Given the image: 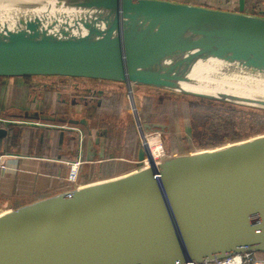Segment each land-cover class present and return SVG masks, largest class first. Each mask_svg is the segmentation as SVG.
I'll return each instance as SVG.
<instances>
[{"label":"water","instance_id":"water-1","mask_svg":"<svg viewBox=\"0 0 264 264\" xmlns=\"http://www.w3.org/2000/svg\"><path fill=\"white\" fill-rule=\"evenodd\" d=\"M0 18V79L38 80L67 106L94 107L102 91L89 92L112 83L130 101L162 91L264 112V98L185 88L216 73L264 77V7L250 14L181 0H0ZM23 118L75 129L73 140L83 127L84 160L97 162L100 134L85 118ZM150 148L142 142L128 174L0 209V264H202L264 254V134L158 159Z\"/></svg>","mask_w":264,"mask_h":264},{"label":"crops","instance_id":"crops-1","mask_svg":"<svg viewBox=\"0 0 264 264\" xmlns=\"http://www.w3.org/2000/svg\"><path fill=\"white\" fill-rule=\"evenodd\" d=\"M181 1L206 8L250 14H257L258 6L259 9L264 7V3L261 0H251L249 2L247 0H237L234 2L236 4L235 8L231 9L229 7L230 3H228L229 0H216L217 2H215L218 4L215 5H211L212 1L209 0ZM251 8L256 10L251 11ZM29 84L40 85L41 87L42 83L39 84L38 80L31 79ZM28 88L29 86H26L24 79H0V90L3 93L6 92L4 93L6 94L5 96H0V112L2 110H13V112H18L17 115H13L17 119L23 120L27 124H31V122L36 124L37 120L23 118L25 112L31 114L41 110L38 106L36 107L37 101L34 104L28 101V98H30ZM97 91H102V95L99 97L95 95L94 107H92V102L89 101L85 105L69 107V105L63 104L61 100L56 102L54 93L50 94L53 96L54 102L60 104L62 108V115L60 116L68 115L70 118L77 120L85 118L93 133L95 131L99 132V158L94 164H87L84 160L86 135L83 127L76 128L83 132L79 140L71 139V136L76 134V130L69 128L68 131L70 133L65 132L64 135L58 136L59 139L55 141L52 134L46 138V143L41 147L42 149H37L33 142H29L33 139L31 135L13 134V131L18 128H12L10 126L11 123L5 119L6 117L0 115V127L3 128L5 126L7 129V135L0 138V166L1 162H3V166L0 167V209H16L34 201L71 190L79 185L115 178L136 169L135 162L138 149L135 157L131 159L134 154L131 148L123 147V143L120 144V142L113 141L112 133H108L106 128L93 127L96 121L92 120V118H97L100 113L108 111L110 106L104 103L108 99H115V94L117 111L121 109L120 103L125 101L123 86L112 83L99 84L94 86L89 92L87 95L88 99L92 97V93ZM12 93L15 94L14 97L8 96V94L12 95ZM140 94L142 95V91L138 92L137 99L140 98ZM75 95L78 94L75 93ZM61 97L69 99V94L61 93ZM46 99L49 100V97H46ZM121 118L122 116L119 117V119ZM152 132L149 131L148 133L152 134ZM21 136L27 137V141L23 140ZM10 141L12 144L8 143ZM119 144L121 146H118ZM78 160L81 161V165L76 168L73 163ZM255 257L263 259L264 254L256 253Z\"/></svg>","mask_w":264,"mask_h":264},{"label":"rangeland","instance_id":"rangeland-1","mask_svg":"<svg viewBox=\"0 0 264 264\" xmlns=\"http://www.w3.org/2000/svg\"><path fill=\"white\" fill-rule=\"evenodd\" d=\"M209 1H212L211 5L218 4L216 0ZM235 1L237 0L228 1L230 9L235 8ZM249 1L251 0H247V2ZM261 1L264 3V0ZM24 81L26 86H29L30 98H28V101L33 104L37 101L39 105L37 103L36 107L41 108L42 111H39L43 115H51L54 118L62 115L60 104H56L53 96L50 95L53 93L52 91L48 89L42 91L40 85L29 84L31 79H24ZM79 83L83 85L86 82L81 81ZM159 92L142 93L139 99L136 98L131 101L124 98L125 101L120 103L121 109L119 111L115 106L117 100L115 94V99H108L104 103L110 106L108 111L100 113L97 118H92L96 121L93 127L106 128L108 133H112L113 141L123 143V147L131 148L134 153L131 159L135 157L136 150L140 148L143 142L140 135L142 132L156 139L166 155L213 149L227 143L238 142L264 134V112L226 104L194 101V99L180 97L171 92ZM4 93L0 90V96H5ZM8 96L14 97L15 94H8ZM74 96L69 93V98ZM46 97H49V100ZM134 106H136V111L138 109L141 112L140 118L134 111ZM17 113L13 110H2L0 115L6 117L5 119L11 123L12 128H18L13 131V134L31 135L33 139L29 142H33L37 149H42L41 147L46 143V138L52 134L55 141L59 139L58 136L64 135L65 132L70 133L68 131L69 127L57 122L37 121L36 124L32 122L27 124L13 116ZM120 116H122L121 119H119ZM144 123L159 124L166 128L164 132L153 129L152 134H148L143 128ZM61 128H65L66 131ZM21 138L23 140L27 139L25 136H21ZM8 143L12 144L11 141ZM120 144L118 146H121Z\"/></svg>","mask_w":264,"mask_h":264},{"label":"bare ground","instance_id":"bare-ground-1","mask_svg":"<svg viewBox=\"0 0 264 264\" xmlns=\"http://www.w3.org/2000/svg\"><path fill=\"white\" fill-rule=\"evenodd\" d=\"M19 6H24V5L19 3ZM18 8L20 7H17L15 9L19 10ZM33 8H35L33 9L34 12H38L39 9H41L35 6H33ZM47 11L50 12V14L46 15L48 17L46 18V21H44L45 22L44 25L49 23L51 19L54 17V13L52 9L47 10ZM1 13H2L1 17L8 15V13H3V12ZM34 14L41 15L42 16L41 18L45 16L39 12L34 13ZM0 20L1 22L5 21V19H1V18ZM218 63L219 62H215L211 64L210 65L211 70H215L216 68H219V65H217ZM217 75L220 77H218ZM240 75H245V74H240ZM193 80L196 81L195 84H193L194 86L192 87L185 86V88L192 89L193 91L197 89H211L217 93H232L234 95L238 94L240 96H245V97H250V98H254L251 96H257L258 98H264V77L259 78V77H252V76H247V75L245 76L229 75L228 76V75L216 73L214 75L211 74V75H206L204 77H198V79L194 78ZM133 109L136 110V106H134ZM136 113L138 117L140 118L141 112L137 109ZM142 140H143L144 145L147 146V148L151 146V148L153 149L152 156L154 158L158 159L163 155V150L159 148L160 147L158 145L159 142H157L156 139L151 138L148 135H144Z\"/></svg>","mask_w":264,"mask_h":264},{"label":"built area","instance_id":"built-area-1","mask_svg":"<svg viewBox=\"0 0 264 264\" xmlns=\"http://www.w3.org/2000/svg\"><path fill=\"white\" fill-rule=\"evenodd\" d=\"M138 127L140 128L139 123H138ZM151 153H152V151H151ZM80 165H81L80 160L73 163V166H75L76 168H78ZM255 254L256 253H252V252L251 253L234 254V255L228 256V257L221 259V260H215L213 262H205L202 264H264V258L263 259H257V257H255ZM186 264H193V263H186Z\"/></svg>","mask_w":264,"mask_h":264},{"label":"flooded vegetation","instance_id":"flooded-vegetation-1","mask_svg":"<svg viewBox=\"0 0 264 264\" xmlns=\"http://www.w3.org/2000/svg\"><path fill=\"white\" fill-rule=\"evenodd\" d=\"M256 9L255 8H251V11H255ZM256 12H257V10H256ZM62 99H65V100H67L66 98H62ZM166 128V127H165Z\"/></svg>","mask_w":264,"mask_h":264}]
</instances>
